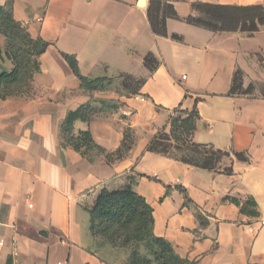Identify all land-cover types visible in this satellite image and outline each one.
Returning <instances> with one entry per match:
<instances>
[{
  "label": "crops",
  "instance_id": "1",
  "mask_svg": "<svg viewBox=\"0 0 264 264\" xmlns=\"http://www.w3.org/2000/svg\"><path fill=\"white\" fill-rule=\"evenodd\" d=\"M151 1L0 0V7L12 2L14 19L33 39L50 43L33 77L36 95L0 97V264H111L94 249L90 210L102 189L128 186L127 175L153 208L154 234L181 258L264 264V95L258 88L252 95H229L237 69L244 72V88L264 83L260 63L250 59L264 53V30L250 37L186 22L197 3L248 7L264 0H161L179 16L167 20L169 35L182 41L153 34L146 14ZM252 40L256 47L247 46ZM0 48L6 49L2 34ZM61 52L77 58L83 76L112 84L86 91ZM13 68L7 57L0 59V73ZM122 75L134 78L128 88L139 94L122 86ZM101 100L116 108L100 107L91 122H75L74 134L90 131L97 145L115 152L132 128V149L113 164L61 144L69 112ZM179 107H197L194 141L229 152L220 167H232V174L147 152L168 125L169 110ZM236 152L249 161H238ZM227 197L254 200L259 215L241 213Z\"/></svg>",
  "mask_w": 264,
  "mask_h": 264
},
{
  "label": "trees",
  "instance_id": "2",
  "mask_svg": "<svg viewBox=\"0 0 264 264\" xmlns=\"http://www.w3.org/2000/svg\"><path fill=\"white\" fill-rule=\"evenodd\" d=\"M193 9L195 13L189 16L186 22L215 33L240 30L243 33H249L252 37L259 31V27L264 25L263 5L236 7L197 3L194 4ZM146 14L151 31L156 36L169 37L167 20L170 18L179 20L174 7L161 0L151 1ZM0 34L5 36L6 39L5 51L0 48V59L7 57L14 64L11 72L0 73V91L20 82V79L25 75L22 74V71H27L28 68L31 73L27 78L32 82L34 75L40 72L39 57L45 53L50 43L41 38L33 39L27 27L14 19L12 2L0 7ZM170 37L177 41L183 40L177 34ZM61 56L68 63L74 75L81 81L82 87L86 91L104 90L112 84V80L109 78L90 79L83 76L78 60L74 55L61 52ZM121 80L122 86L130 94H139L138 91L128 88L129 83L134 81L133 77L122 75ZM251 88L252 83L244 88V72L237 69L229 95H248L251 94ZM0 97L3 100L8 98L1 92ZM98 103L100 106L94 105V102L90 101L76 111L69 112L62 126L61 144L64 148L70 147L83 157L91 159L90 154L96 150L106 157L109 164H113L124 159L132 149L135 143V133L132 128L128 127L125 130L123 145L115 152H108L97 145L90 131L74 134L75 122H91L97 114L95 110L99 112L100 107L116 108L115 105L105 100ZM169 113L168 125L162 127L150 141L147 152L203 170H219L228 175L233 173L232 167L223 169L220 167L221 160L230 157L229 152L217 150L194 141L197 121L200 119L197 107L191 112L182 110L179 107L169 110ZM234 155L238 161H249V157L245 152H236ZM129 179H131V183L124 189L109 191L105 188L100 191L94 207L90 210L92 232L97 223L118 224L121 229H128L134 224L139 242L146 241V246L156 250L159 264H197L195 261L181 258L165 239L154 234L153 208L133 189V178L130 177ZM225 200H230L238 205L243 214L252 217L259 215L256 210L257 203L252 199L244 203L229 197ZM197 218L201 225L207 224L206 217L202 213L197 212Z\"/></svg>",
  "mask_w": 264,
  "mask_h": 264
},
{
  "label": "rangeland",
  "instance_id": "3",
  "mask_svg": "<svg viewBox=\"0 0 264 264\" xmlns=\"http://www.w3.org/2000/svg\"><path fill=\"white\" fill-rule=\"evenodd\" d=\"M261 30H264V25L259 27V31ZM245 34L250 36L249 33ZM259 41L264 42V36H260ZM249 45L256 47L257 41L252 40L251 42H247V46ZM255 58H257L261 65L258 69V75L262 78L264 76V53H256L255 56L251 54V61ZM30 73L31 70L29 68L27 71H22V74L25 75L20 79L21 81L8 86L6 89H1V94L8 97L19 96L27 100L36 95L37 91L33 88L30 79L27 78ZM257 88L264 95V83L258 82L256 86L252 83L250 95L254 94ZM95 113H98L97 110H95ZM90 155L94 157L102 156L103 154L95 150ZM223 160L224 158L220 164L224 162ZM221 168H223V165H221ZM129 177L130 175L125 176V179H129ZM136 231L137 229L134 224L128 229H121L118 224L97 223L93 227V235L97 240L94 249L103 259L109 261L111 264H159L156 250L146 246V241L139 242Z\"/></svg>",
  "mask_w": 264,
  "mask_h": 264
},
{
  "label": "built area",
  "instance_id": "4",
  "mask_svg": "<svg viewBox=\"0 0 264 264\" xmlns=\"http://www.w3.org/2000/svg\"><path fill=\"white\" fill-rule=\"evenodd\" d=\"M3 244H4V242H3V241H1V242H0V245H3ZM59 264H62V263H59Z\"/></svg>",
  "mask_w": 264,
  "mask_h": 264
},
{
  "label": "water",
  "instance_id": "5",
  "mask_svg": "<svg viewBox=\"0 0 264 264\" xmlns=\"http://www.w3.org/2000/svg\"><path fill=\"white\" fill-rule=\"evenodd\" d=\"M143 4V3H142Z\"/></svg>",
  "mask_w": 264,
  "mask_h": 264
}]
</instances>
